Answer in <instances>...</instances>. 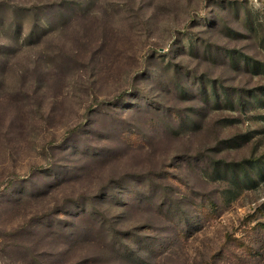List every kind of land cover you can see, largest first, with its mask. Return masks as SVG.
I'll use <instances>...</instances> for the list:
<instances>
[{
    "label": "rangeland",
    "instance_id": "rangeland-1",
    "mask_svg": "<svg viewBox=\"0 0 264 264\" xmlns=\"http://www.w3.org/2000/svg\"><path fill=\"white\" fill-rule=\"evenodd\" d=\"M0 264H264V0H0Z\"/></svg>",
    "mask_w": 264,
    "mask_h": 264
}]
</instances>
